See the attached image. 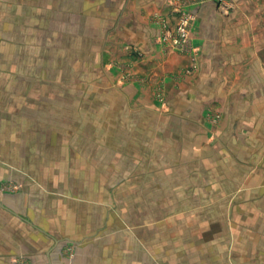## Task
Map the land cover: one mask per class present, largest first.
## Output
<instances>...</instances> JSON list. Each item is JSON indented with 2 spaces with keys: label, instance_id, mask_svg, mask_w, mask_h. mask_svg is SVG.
Returning <instances> with one entry per match:
<instances>
[{
  "label": "crops",
  "instance_id": "crops-1",
  "mask_svg": "<svg viewBox=\"0 0 264 264\" xmlns=\"http://www.w3.org/2000/svg\"><path fill=\"white\" fill-rule=\"evenodd\" d=\"M227 2L228 11L170 0H0V90L22 91L7 86L25 67L53 77L55 61L66 62L61 77L66 68L79 83L80 126L96 128L82 131L80 149L94 163L63 181L72 190L57 220L0 206V264L24 251L67 264L68 241L78 245L73 264H264V0ZM184 16L189 45L171 49L161 31ZM36 116L56 121L49 110ZM46 135L36 150L71 152L65 134L62 147Z\"/></svg>",
  "mask_w": 264,
  "mask_h": 264
},
{
  "label": "rangeland",
  "instance_id": "rangeland-1",
  "mask_svg": "<svg viewBox=\"0 0 264 264\" xmlns=\"http://www.w3.org/2000/svg\"><path fill=\"white\" fill-rule=\"evenodd\" d=\"M219 1L180 0V5L187 6L194 3V6L213 3L218 8H222ZM225 4L231 9L227 0ZM65 63L55 61L54 81L51 80L53 78L51 75L34 76L29 73L30 69L24 66V71L28 73H23L22 77H16L17 82L13 77L14 81L7 86L18 83L23 87L22 91H19L20 88H17L16 92L13 88L12 91L7 90V92L0 90V206L16 210L33 220L40 221L41 216L47 211L57 220L56 212L62 208L64 202L62 200L65 196L70 195L72 190L63 181H68L70 177L79 180L84 174L80 172L79 165L85 162L94 163V158L89 159L88 155L80 152V149H85V141L82 139L85 137L84 133L96 128L93 123H89L87 128L83 124V129L80 126L82 124L76 108L81 95L77 87L79 83L77 78L66 76V68L65 77H61L62 65L64 67ZM64 84L65 86L69 84L72 90L70 92L62 90ZM89 94V92L84 93L83 99L93 100L94 96H89ZM28 99L33 100L36 106H31L32 103L27 101ZM68 101H70L69 104ZM47 110H49V115L53 114L54 120H56L50 125L36 123L30 117V114L34 113L37 115L36 118H38V114L43 118ZM62 117L66 121L70 119L71 122L61 123ZM216 117L219 118L216 120ZM216 117L214 121L220 119V116ZM36 120L41 121V119ZM81 132L83 135L80 134ZM46 133L49 136L55 135L54 143L60 147H62V137L65 134V143L68 140L65 147H69L71 152L61 156L58 155L59 152L47 155L36 150V148L46 145ZM70 164L76 167L75 170L71 169L68 172L66 169ZM62 166L65 167V170ZM22 167L25 170H22ZM56 198L58 199L55 200ZM103 206L108 209L110 205L103 204ZM44 207H47V210L43 211ZM4 225L9 231L16 227V222L12 218H8L7 224L4 223ZM77 247L78 245L74 241H68L61 245L60 251L67 264H73L77 255ZM40 257L39 254L24 251L21 254L10 256L7 263L40 264Z\"/></svg>",
  "mask_w": 264,
  "mask_h": 264
},
{
  "label": "built area",
  "instance_id": "built-area-1",
  "mask_svg": "<svg viewBox=\"0 0 264 264\" xmlns=\"http://www.w3.org/2000/svg\"><path fill=\"white\" fill-rule=\"evenodd\" d=\"M171 3L175 5L176 2L180 0H170ZM220 6L225 11H228L230 8L225 4L226 0L219 1ZM160 39L162 42L171 47L174 50H184L190 41V30H189V20L186 16L183 17L181 23L173 30H169L167 27H164L161 31ZM219 117H216V120Z\"/></svg>",
  "mask_w": 264,
  "mask_h": 264
}]
</instances>
